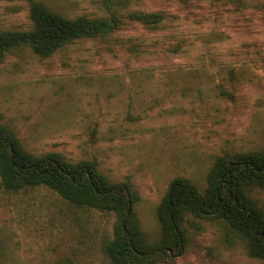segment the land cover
Returning a JSON list of instances; mask_svg holds the SVG:
<instances>
[{
	"label": "rangeland",
	"instance_id": "374dc122",
	"mask_svg": "<svg viewBox=\"0 0 264 264\" xmlns=\"http://www.w3.org/2000/svg\"><path fill=\"white\" fill-rule=\"evenodd\" d=\"M65 18L108 17L101 0H36ZM118 27L48 57L30 47L0 62V125L33 155L91 162L138 195L145 241L170 183L200 193L216 160L264 153V0H119ZM133 13L160 14L143 24ZM32 27L25 0H0V32ZM264 212V191L249 188ZM115 215L45 187L0 185V264H111ZM181 256L136 264H264L221 223L188 215Z\"/></svg>",
	"mask_w": 264,
	"mask_h": 264
},
{
	"label": "trees",
	"instance_id": "16d2710c",
	"mask_svg": "<svg viewBox=\"0 0 264 264\" xmlns=\"http://www.w3.org/2000/svg\"><path fill=\"white\" fill-rule=\"evenodd\" d=\"M25 1L32 27L0 32V62L19 47H30L39 57H48L73 41L108 35L119 25L113 9L119 0H101L108 17L71 19L36 0ZM131 18L157 24L161 15L133 13ZM0 185L8 193L45 187L71 204L113 213V238L104 250L111 264H136L168 253L181 256L185 246L181 224L188 215L223 224L243 241L250 257L264 260V212L248 193L252 187L264 191L263 152L218 158L204 193L184 179L173 180L156 210L161 239L155 246L145 241L139 229L134 212L138 195L130 186L107 181L91 162L72 163L57 153L33 155L1 125Z\"/></svg>",
	"mask_w": 264,
	"mask_h": 264
}]
</instances>
